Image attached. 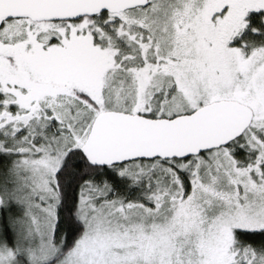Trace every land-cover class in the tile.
<instances>
[{
    "label": "snow or ice",
    "instance_id": "obj_1",
    "mask_svg": "<svg viewBox=\"0 0 264 264\" xmlns=\"http://www.w3.org/2000/svg\"><path fill=\"white\" fill-rule=\"evenodd\" d=\"M0 264H264V0H0Z\"/></svg>",
    "mask_w": 264,
    "mask_h": 264
}]
</instances>
